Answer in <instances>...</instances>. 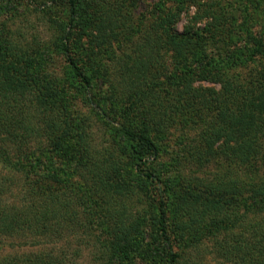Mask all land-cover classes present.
Returning <instances> with one entry per match:
<instances>
[{
    "label": "trees",
    "instance_id": "trees-1",
    "mask_svg": "<svg viewBox=\"0 0 264 264\" xmlns=\"http://www.w3.org/2000/svg\"><path fill=\"white\" fill-rule=\"evenodd\" d=\"M36 1L49 42L0 22V264H75L93 230L96 264H264V38L211 54L231 31L215 0L136 15L140 0ZM48 51L62 83L38 70ZM71 91L101 143L75 122ZM178 122L203 178L171 192L150 160ZM47 149L70 169L45 166Z\"/></svg>",
    "mask_w": 264,
    "mask_h": 264
},
{
    "label": "rangeland",
    "instance_id": "rangeland-1",
    "mask_svg": "<svg viewBox=\"0 0 264 264\" xmlns=\"http://www.w3.org/2000/svg\"><path fill=\"white\" fill-rule=\"evenodd\" d=\"M156 1L158 0H140L138 8L133 9L134 14L136 15L139 12H145L149 9V6ZM215 1L218 2L221 13H223L225 18L228 19L231 31L228 33V36L230 37L225 39L227 42L224 40L225 43L215 44L217 48L213 47L209 49L211 54H219L218 48L225 49V46H229V44L230 46H242L247 39L246 31H250L261 38H264V0ZM36 3V0H23L21 3L16 4L14 9L9 10L8 8L5 9V3L0 2V22L5 20L7 26L14 32V36L17 39L21 34L28 42L37 40V42L40 43H47L51 38V32L49 30L50 27H48L49 24L47 23L46 16L41 12V9H45V7L39 6L37 8ZM47 5L50 6V3ZM61 16V14L56 13L54 18H60ZM182 24L183 21L176 26L179 31H181ZM43 57H46L47 64L42 65L43 60L37 58L39 62V64H37L38 70L54 75L56 79L60 80L62 83L64 81L63 75L65 64L61 56L58 55V53L48 51ZM165 59L166 65L170 66L168 56H166ZM247 65L246 68H238L235 71V74L237 76L243 75L248 70ZM69 93L71 94V98L69 97L71 101L77 100L74 105H72L73 110L76 111L74 112L75 122H80L81 126L85 127L86 134L88 135L91 133L92 138H95V142L101 143L100 128L98 124L94 122L92 116L88 115V108L80 103L81 100L78 101L80 99L79 92L71 91ZM192 135V131L188 130L187 126L178 122L174 124L165 135L160 136V138H155V143L158 147V156L156 159L150 160L151 170H153L155 174L167 184L171 192L181 189L180 186L183 188V186L193 178H203V175L200 173H194L195 168L189 165L183 156L184 148ZM44 155L43 162L45 163V166L53 167V170L56 166H58L59 169H70L68 168L69 162L66 158L61 157V154H55L53 151L47 149ZM163 182H161L162 185ZM96 232V230H93L91 233L87 232L86 235L91 234L93 236ZM76 234L79 235V233H75L73 238L68 241L70 253H72L73 249L77 248L78 241L74 238L76 237ZM86 235L83 236L84 239L80 243V246H78L80 254H78L75 264H96L94 261L95 250L92 247L93 239L90 237L86 238ZM56 240L58 241V239ZM65 242L66 241L63 240L58 241V244H55V248L59 250L58 248L63 247ZM0 253H2L1 250ZM99 263L100 261H98V264Z\"/></svg>",
    "mask_w": 264,
    "mask_h": 264
}]
</instances>
